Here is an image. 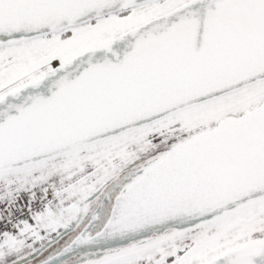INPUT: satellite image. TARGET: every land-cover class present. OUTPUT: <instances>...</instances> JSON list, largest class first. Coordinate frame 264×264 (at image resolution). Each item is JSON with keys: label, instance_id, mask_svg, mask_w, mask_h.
<instances>
[{"label": "snow or ice", "instance_id": "obj_1", "mask_svg": "<svg viewBox=\"0 0 264 264\" xmlns=\"http://www.w3.org/2000/svg\"><path fill=\"white\" fill-rule=\"evenodd\" d=\"M54 176L0 264L109 184L91 264H264V0H0V181Z\"/></svg>", "mask_w": 264, "mask_h": 264}, {"label": "water", "instance_id": "obj_2", "mask_svg": "<svg viewBox=\"0 0 264 264\" xmlns=\"http://www.w3.org/2000/svg\"><path fill=\"white\" fill-rule=\"evenodd\" d=\"M99 191L93 196L91 201L98 195ZM106 202V201H105ZM99 207L89 219L83 230L60 250L59 253L46 258L44 261L38 264H81L88 260H94L103 257L104 255L115 251L116 249L126 246L131 242L139 238L143 233H123V234H111L105 231L103 228L98 232L100 235L93 234L97 228V222L99 220L98 213ZM88 215L86 216V218ZM79 219L73 221L69 226L64 228L57 236L49 240L33 253L23 257L14 262V264H26L35 258H38L46 249L53 244H56L61 238L70 234L76 227ZM163 230V228L159 229ZM84 240V242H79Z\"/></svg>", "mask_w": 264, "mask_h": 264}, {"label": "rangeland", "instance_id": "obj_3", "mask_svg": "<svg viewBox=\"0 0 264 264\" xmlns=\"http://www.w3.org/2000/svg\"><path fill=\"white\" fill-rule=\"evenodd\" d=\"M59 179V177L54 176L43 181L39 179L19 180L11 185L0 181V215L8 214L13 208L19 206L20 204L29 202L35 198H40L47 193L51 194L54 200L55 189L53 185L58 188ZM63 229L64 228L56 231L42 232L40 233L39 239H36L35 237L29 238L25 247L21 251L16 253V255L12 258L13 261L15 262L33 253L43 244L57 236ZM94 260H88L81 264H91V262Z\"/></svg>", "mask_w": 264, "mask_h": 264}, {"label": "flooded vegetation", "instance_id": "obj_4", "mask_svg": "<svg viewBox=\"0 0 264 264\" xmlns=\"http://www.w3.org/2000/svg\"><path fill=\"white\" fill-rule=\"evenodd\" d=\"M118 190V187L113 184H109L106 187L100 189L98 195L90 203L89 212L79 218L75 229L67 236L61 238L56 244H53L48 249H46L38 258H35L26 264H38L39 262L44 261L46 258L59 253L62 248L69 244L72 239H74L83 230L94 212L99 207H101L100 212L98 213L99 220L97 222V228L95 233H93L97 234L103 228V225L110 214L113 198ZM87 215L88 217L86 218ZM69 264L73 263L70 262Z\"/></svg>", "mask_w": 264, "mask_h": 264}, {"label": "built area", "instance_id": "obj_5", "mask_svg": "<svg viewBox=\"0 0 264 264\" xmlns=\"http://www.w3.org/2000/svg\"><path fill=\"white\" fill-rule=\"evenodd\" d=\"M52 201L53 196L47 193L40 198H35L29 202L20 204L19 206L13 208L8 214H4L3 216H7L12 220L28 219L32 214L43 209Z\"/></svg>", "mask_w": 264, "mask_h": 264}]
</instances>
